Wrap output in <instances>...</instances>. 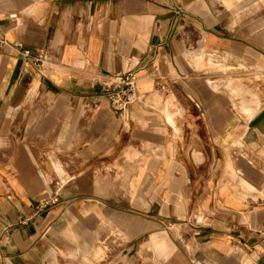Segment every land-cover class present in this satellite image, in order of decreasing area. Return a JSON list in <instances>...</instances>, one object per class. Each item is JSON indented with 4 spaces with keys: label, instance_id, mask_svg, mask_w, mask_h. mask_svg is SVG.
<instances>
[{
    "label": "crops",
    "instance_id": "0c3cea01",
    "mask_svg": "<svg viewBox=\"0 0 264 264\" xmlns=\"http://www.w3.org/2000/svg\"><path fill=\"white\" fill-rule=\"evenodd\" d=\"M226 1L0 0V264H260L264 0Z\"/></svg>",
    "mask_w": 264,
    "mask_h": 264
},
{
    "label": "built area",
    "instance_id": "2783aa9c",
    "mask_svg": "<svg viewBox=\"0 0 264 264\" xmlns=\"http://www.w3.org/2000/svg\"><path fill=\"white\" fill-rule=\"evenodd\" d=\"M9 45L4 39L0 31V49ZM18 42L12 43V47H19ZM22 56L27 55V51H22ZM44 54L40 52L34 57V66L36 69L41 67ZM110 81L103 83L102 93L106 98L108 105L118 111L124 112L128 107L137 99L136 92V75L133 71L116 72L110 76ZM56 198H50L46 200H40L35 205L36 208L46 207L48 204L56 202ZM260 264H264V255L262 256Z\"/></svg>",
    "mask_w": 264,
    "mask_h": 264
},
{
    "label": "rangeland",
    "instance_id": "374dc122",
    "mask_svg": "<svg viewBox=\"0 0 264 264\" xmlns=\"http://www.w3.org/2000/svg\"><path fill=\"white\" fill-rule=\"evenodd\" d=\"M222 5H224V7L227 9V11H233L234 14L236 15V17L238 16V9L234 8L233 10L230 8V6L228 5H231L230 3H228L226 0H222ZM248 12V10H246Z\"/></svg>",
    "mask_w": 264,
    "mask_h": 264
},
{
    "label": "water",
    "instance_id": "95a60500",
    "mask_svg": "<svg viewBox=\"0 0 264 264\" xmlns=\"http://www.w3.org/2000/svg\"><path fill=\"white\" fill-rule=\"evenodd\" d=\"M262 118H264V111H261L255 118H254V120H253V122L252 123H255L256 121H258V120H260V119H262Z\"/></svg>",
    "mask_w": 264,
    "mask_h": 264
}]
</instances>
